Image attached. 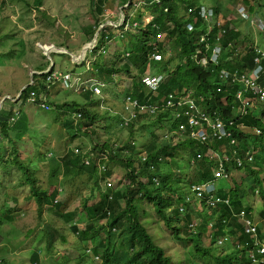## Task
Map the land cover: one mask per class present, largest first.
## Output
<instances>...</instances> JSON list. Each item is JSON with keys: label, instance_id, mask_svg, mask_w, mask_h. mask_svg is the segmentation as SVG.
<instances>
[{"label": "trees", "instance_id": "16d2710c", "mask_svg": "<svg viewBox=\"0 0 264 264\" xmlns=\"http://www.w3.org/2000/svg\"><path fill=\"white\" fill-rule=\"evenodd\" d=\"M212 1L219 27L214 25L208 33L206 21L199 16L197 0H159V4H155L156 10L145 22L143 13L146 10L139 8L133 13L134 0H130L128 7L123 9L126 28L123 25L117 29L102 26V19L97 18L84 28L85 42H90L98 32L96 44L90 50L93 56L100 52L104 54L105 44L109 41L108 30L113 29L112 39H122L124 35L133 38L131 45L126 44L112 54L108 64L105 58L101 61L94 58L86 73L79 76L88 82L85 87L92 85L89 80L93 78L103 82L121 72L130 79V87L119 94L121 110L100 100L104 96L102 86L99 87L100 98L92 99L89 108L88 99L93 94L89 88V92L82 93L83 104L72 100L55 106L68 115L75 114V127L74 122L66 127L69 137L60 143L64 145L68 141V145L62 146L61 152L49 149L40 152L44 159L39 160V155L38 165L47 167L41 168L44 178L41 181L30 163L33 158L20 162L15 147V143L28 132L24 126L26 112L21 107L14 114L10 110L0 111V115L6 117V120L0 119V136L8 143H0L3 172H0V190H4L2 180L10 173L3 167H17L22 172L19 185L29 187L27 198L34 199L38 218L44 209L67 223L76 236L74 244L80 247L77 249L83 252L82 255L91 252L92 256H99L100 264H171L170 255L164 254L156 243L150 225L161 231L168 230L173 240L185 243L184 252L177 250L185 255L183 264H264V250L261 253L254 251L255 237L252 236L261 241L264 238V185L258 177L264 172V113L261 112L264 102L258 101L250 92L243 93V90L240 92L242 97L236 98L241 86L236 77H228L226 81L220 77L222 71L241 74L255 65L264 68V46L250 36V32L245 34L238 29L237 19L244 22L246 28L251 24L236 16V10L241 6L247 15L257 13L264 19V0H238V4L232 5L234 13L222 11L220 2ZM96 2L94 11L101 12L102 0ZM126 2L121 0V4ZM24 4L28 6L27 2ZM41 6L42 0H33L34 11L39 12ZM191 7L194 12L187 14ZM230 13L235 17L229 19ZM187 23L193 27L192 31L186 29ZM157 33L158 38H155ZM200 34L206 37L208 48L198 42ZM256 34L264 32L257 30ZM216 39L220 47L217 64L201 66L196 59H209ZM54 65L50 73L43 74L49 77L47 84L67 91L61 76H54ZM73 65L85 66V63ZM149 68L152 73L163 77L155 90H145L141 82ZM41 89L29 85L18 99L25 102L30 91L34 90L38 95ZM188 94L189 99H193L209 116L220 120L224 136L214 138L207 130L204 144L189 137V115H184L181 106L175 105L180 97ZM168 101L174 105H168ZM28 104L40 105L37 99ZM142 105H150V113L134 115ZM256 108L261 114L255 115ZM8 120L14 122L10 124ZM100 125L104 133L110 130L125 132L126 141L106 137L99 140V134L95 141L93 137ZM146 131L148 140L136 145L135 136L142 139ZM209 149L221 155L219 161L202 157L194 165L190 164L198 153L202 156ZM117 170L124 173V184L120 181L111 183V175ZM218 170L224 177L214 179L213 173ZM248 179L251 180L249 185L246 184ZM207 181L216 186L213 195L225 200L209 201V205L208 201L202 200L198 205L197 199L190 197L193 185L200 186ZM218 181L225 183L218 184ZM82 190L88 193L85 198ZM72 192H75L74 196ZM6 195V192L2 195L0 203V226L15 220L16 211L12 214L8 202H5ZM255 197L260 205L253 202ZM77 198L79 206L69 211L68 203ZM144 204H148L149 211ZM241 213H244V220L237 216ZM257 215L260 219L258 226L254 224ZM245 221L255 225L253 234L244 233ZM78 223L85 225L80 229ZM208 232L210 236L206 235ZM54 236L55 230L47 231L46 254L65 245L52 242ZM200 237H210L213 246H199ZM93 240L97 241L96 244ZM217 241H221L220 245L215 246ZM259 247H264V243ZM39 251L32 252L31 264H38ZM76 263L83 264L81 261ZM0 264L4 262L0 260Z\"/></svg>", "mask_w": 264, "mask_h": 264}, {"label": "rangeland", "instance_id": "374dc122", "mask_svg": "<svg viewBox=\"0 0 264 264\" xmlns=\"http://www.w3.org/2000/svg\"><path fill=\"white\" fill-rule=\"evenodd\" d=\"M24 2H27L28 6ZM32 2L33 0H0V111L10 110L14 114L21 107L26 112L25 116L27 118L24 126L28 129L27 135L15 143L16 146H14L17 148L20 162H26L28 157L33 158L30 163L33 166V170L37 171L36 177L41 181L44 179L41 168L46 169L47 167L46 165H38V157L41 156L39 160L44 159L40 152L48 149L52 152H61L62 146L68 145V141H65L64 145L60 143L69 137L66 127L73 122V127H75V114L68 115L65 111H55V106L72 100H76L81 104L84 103L83 96L78 95L75 89L66 91L59 86L48 85L49 77L44 75L50 73L51 67L55 64L54 70L57 69L59 72L69 73L74 77L81 76L86 73L85 66L73 65L71 55H74V64H79L83 60L90 64L94 58L99 61L105 58V63L108 64L112 54L120 51L122 46L126 44L131 45L133 38L124 35L122 39L118 37L112 39L114 37L113 29L108 30L109 41L105 44L104 54L100 52L97 56H93L90 51H86L85 56L82 57L80 55L81 49L84 46H87L88 49L93 48V38L97 35L96 32L90 43L85 42L87 37L84 36V28L92 24L95 18L102 19L104 26H111L113 25L112 23L118 25L117 20L121 16L124 17V12H121L120 9L123 8L125 10L130 0H127L125 4H121V0H102L101 12L94 11L96 0H42L39 12L33 10ZM197 2L199 4H205L204 2H206L205 5L213 3L212 0H197ZM133 3V13L138 12L139 8L146 10V13H143V22L150 18L158 5L157 3L151 4L153 3L152 0H134ZM218 3L222 11L228 10L234 13L235 8L232 5L239 2L238 0H218ZM236 16L238 18V15ZM234 17L235 14L232 13L228 16L229 19ZM230 23L232 22L230 21ZM237 23L239 24L238 29L242 33L250 32V36H254L255 40L261 46H264V34H256L257 27L246 28L245 23L240 22L238 19ZM250 30L253 31L251 32ZM52 49H55V51L52 52ZM45 51L49 52L46 53ZM53 55L57 57H53ZM50 65L52 66L50 67ZM148 72L151 73L152 68H149ZM119 74L115 77L104 79L103 83L105 86L101 90L105 97L104 103L112 108L119 109L120 107L121 110L122 103H120L119 94L129 85V78L122 72ZM29 84L42 88L40 91V96L43 98L41 106L46 103L47 109L28 104L31 99L30 95L25 97V102L17 100L18 93L25 90ZM92 99L98 98L90 94L88 108ZM93 107L94 105L91 108ZM258 113L259 110L256 108L255 115H258ZM0 119L6 120V117L1 114ZM100 121L102 120L100 119ZM13 122L9 121L10 124ZM110 133H114V135H109ZM98 134L99 140L106 137L111 140L126 141L125 132L110 130L109 133H104L101 125L97 129V135L93 137L95 141H97ZM56 138L60 140L58 141ZM147 140V131L144 132L142 139L138 138L137 135L135 136L136 145ZM1 142L8 144L7 139L0 136ZM6 146L9 147V145ZM49 156L48 152L47 158ZM3 169L5 172L9 170L10 173L2 180L4 190H0V203L3 200L2 195L6 192L8 197L5 202H8V207L12 210V214L16 211L14 222L0 226V260L4 264H31L30 256L36 250H41L39 251L38 264H78L76 263L77 261H81L83 264H100L99 256L94 257L91 252L82 255L83 252L77 249L79 246L74 244L76 236L71 233L67 223H64L51 212L44 209L41 218H38L37 205L34 199L27 198L30 195L29 187L27 185H19L22 179V172L17 167H3ZM0 172H2L1 166ZM111 176L113 179L111 183H116L117 181L125 183L122 171H114ZM237 177L235 176V178ZM261 178H264V176L262 175ZM223 183L225 182L218 181V184ZM246 184H251V180L248 179ZM87 194V192L82 190L83 198ZM71 195L74 196L75 192H72ZM190 197L192 198L193 195L190 194ZM253 202L260 205L256 197ZM78 204L79 198L71 203L69 202L68 210L70 211L79 206ZM88 204H91V202ZM146 205L148 204H144L143 207L149 211V206ZM258 221L260 219L257 215V219L254 222L257 226L259 224ZM84 225L85 223H78V228L82 229ZM150 226L153 227L152 232L156 243L160 245L164 254L170 255L171 264H183L185 243L173 240V236L168 230L161 231L157 226ZM51 230H55L52 242L55 241L57 244L63 243L65 245L62 249H53L52 253L46 254L44 249L46 234L47 231ZM117 232L119 230L114 233ZM262 232H264V229ZM207 234L210 236L209 232ZM181 237L185 240L184 235H181ZM262 240L264 241V238ZM96 242V240H93V243L96 244ZM198 243L201 247L213 246V241L210 240V237L205 239L200 237ZM226 243H228V239H226ZM217 245L219 244L216 243L215 246ZM179 249L183 250L182 254L177 251Z\"/></svg>", "mask_w": 264, "mask_h": 264}, {"label": "clouds", "instance_id": "9594fccd", "mask_svg": "<svg viewBox=\"0 0 264 264\" xmlns=\"http://www.w3.org/2000/svg\"><path fill=\"white\" fill-rule=\"evenodd\" d=\"M152 2L153 3H157V4H159V0H152ZM200 6L198 7V13H199V16H200V18H203L205 21H206V23H207V27H208V31H207V33L210 31V29L211 28H213V26L215 25L216 27H219V21H218V16L215 14V12H214V10L212 9V4H210V5H205V4H199ZM120 11L121 12H123V8H121L120 9ZM192 12H194V8H188L187 9V14H191ZM243 12H245L243 9H242V7L240 6L237 10H236V13H237V15H238V18H240L241 17V14L243 13ZM254 15H258L257 13H253L252 15H250V16H254ZM259 16V15H258ZM243 18V17H242ZM262 18V17H261ZM263 19V18H262ZM244 20L247 22V23H250L249 22V20H247V19H245L244 18ZM264 20V19H263ZM104 23V22H103ZM109 23H112V22H109ZM117 23H118V25L117 24H115V23H112L113 25H111L113 28L115 27L116 29L117 28H120V27H122V25H123V23H124V17H122L121 16V18H119L118 20H117ZM135 24V23H134ZM134 24H133V26H134ZM251 24V23H250ZM117 25V26H116ZM102 26H104V24L102 25ZM101 26V27H102ZM125 28L127 27V24H126V22H125V24L123 25ZM101 27H99L98 28V30L97 31H99L100 30V28ZM185 27H186V29L188 30V31H192L193 30V27L191 26V24L190 23H187L186 25H185ZM250 27H252V28H254V27H257V26H255V25H253V24H251L250 25ZM258 30L259 31H263L264 32V30H261V29H259L258 28ZM97 34H98V32H97ZM158 33H157V35H155V38L157 37L158 38ZM96 37H97V35H96ZM96 37H94L93 39V41L94 42H92L93 43V48H94V46H95V44H96ZM92 40V39H91ZM205 40H206V37L203 35V34H200V35H198V42L199 43H204L205 44V47L206 48H208V44L207 43H205ZM218 39H216V41H215V44L211 47V54H210V57H209V59H206L205 57H199L198 59H196V61H197V63L198 64H200L201 66H203V67H205L206 65H208V64H217V59H218V55H219V49H220V47H219V43H218ZM90 43V42H89ZM86 44H88V43H86ZM92 45V44H91ZM93 48H90V49H88L87 48V46H84L82 49H81V53H80V55L82 56V57H84L85 56V52L86 51H90V50H92ZM52 52L53 51H55V49H52L51 50ZM64 53H66L64 50H62ZM46 53H48L49 51H45ZM67 54V53H66ZM71 58H72V60L74 61L75 59H74V55H71ZM87 58V57H86ZM86 58H84V59H86ZM73 61H72V64H74L73 63ZM257 61V60H256ZM82 62H84L85 63V66H86V68L85 69H87V67H88V65L89 64H87L84 60L83 61H80L79 63H82ZM123 63H126V61L125 60H123ZM120 64H122L121 62H120ZM52 65H50V67H51ZM52 68V67H51ZM87 71V70H86ZM56 72H57V76L58 75H60L61 76V78L63 79V84L65 85V89H67V90H71V89H75V91H76V93L78 94V95H82V93H84V91H88L89 92V90H88V88L90 89V91H92L93 92V94L92 95H94L95 97H97L98 99L100 98V96H99V87L100 86H102V87H104L105 85H104V83L103 82H101V81H99L97 78H93V79H91V80H89V81H91V82H89V83H92V85H90V86H88V87H85L86 86V84L88 83L86 80L85 81H83L79 76H71V74H69V73H62V72H59L57 69H56ZM254 72H257V77H256V79L254 80V84L257 86V88H262L263 86H264V79H263V82H262V84H259V80H261V78L262 77H264V68L262 67V66H260V65H255L254 66V68L253 69H251V70H249V71H245V72H242L241 74H237V73H227L226 71H222L221 72V75H220V77H221V80H223V81H226V79L228 78V77H236V81H238L240 84H241V86H240V90L237 92V95H236V98H238V99H240L242 96V94L240 93L242 90H243V93L244 92H250V93H252L253 95H255L256 97H257V99H258V101H263L264 102V99H261V98H259V93H257L256 91H254L253 90V88H250L248 85H246V80H248V79H250V77L251 76H253V74H254ZM65 75H68L69 77H67V78H65ZM117 75H120V74H116V75H114L113 77H115V76H117ZM70 77H71V81H70ZM162 79H163V77L161 76V75H157V74H154V73H150V72H148V70L145 72V74L142 76V78H141V82L143 83V85H144V89L145 90H147V89H151V90H155V89H157V86L159 85V83L162 81ZM129 80V85L126 87V88H129L130 87V79H128ZM151 80H154V81H156V86L155 87H152L150 84H148L147 83V81H151ZM70 81V82H69ZM30 85V84H29ZM29 85H27V86H29ZM23 91V90H22ZM22 91H20L19 93H18V96H17V100H19L18 98H19V96H20V94H21V92ZM41 94V93H40ZM40 94H38L37 95V93L33 90V91H30V93H29V95L31 96V99H30V101L29 102H31L32 100H36L37 99V101H39V103H40V105H35V106H41V104L43 103V98H41V96H40ZM182 96V95H181ZM189 94L188 95H185L184 96V98L183 97H180L179 99H178V101H177V103L175 104V105H178V106H181V109H182V111H183V114H184V112L186 111V110H188L187 108V103L189 102V101H191L192 103H193V105H194V107H195V109L198 111V112H203L208 118H210V119H212V120H214V119H218V118H216V117H212V116H209L202 108H200V107H198L196 104H195V101L193 100V99H189ZM100 100H104V96H103V98H101ZM28 102V103H29ZM169 102V101H168ZM168 102H167V104H168ZM243 103V102H242ZM244 104V103H243ZM168 105H174V104H172L171 102H170V104H168ZM47 104L46 103H44L43 104V106H41V108L42 109H47ZM133 107H136V106H133ZM141 107H143V109H145V111H142L143 109H141ZM55 111H61L60 110V107L59 108H56L55 107V109H54ZM235 111V110H234ZM236 112V111H235ZM261 112H263L264 113V109H263V111H261ZM261 112H259L260 114H261ZM139 113V115H144V114H148V113H150V105L148 106V105H142V106H140L139 107V109H137V111L136 112H134L133 114L134 115H137ZM191 114H193L194 115V112H192L191 111ZM185 115V114H184ZM75 116V115H74ZM187 116V115H186ZM188 120H189V117H188ZM219 120V119H218ZM220 121V120H219ZM188 124H189V122H188ZM189 126L191 127V131H193V132H189V137L192 139V140H194V141H197L199 144H204L206 141H207V130H209L211 133H212V135H213V137L215 138L218 134L217 133H214L213 134V131L209 128V127H206V126H195V127H193L192 125H190L189 124ZM223 126V125H222ZM201 130H203V131H205L204 132V137H205V139L204 140H201L200 139V136H201V134H199L200 132H201ZM257 132V134H259V131H256ZM199 134V135H198ZM225 135V134H224ZM224 135H222V136H224ZM202 157H207V158H217V160L219 161L220 160V158H221V155L218 153V152H216V151H210V149L209 150H207L206 151V153H204V154H202V156H201V153H198L197 155H196V158L195 159H192L191 161H190V164L191 165H194L195 164V161L196 160H200V159H202ZM248 159H249V157H248ZM202 171V170H201ZM191 172H193V171H191ZM264 176V172L263 173H261L258 177L260 178V179H262V182H263V185H264V178H261V176ZM213 177H214V179H220V178H223L224 177V174L222 173V172H220L219 170L217 171V172H214L213 173ZM216 190V186L213 184V183H211V182H209V181H207V182H205V183H203V184H201L200 186H196V185H193L192 187H191V189H190V193L191 194H193V196L197 199V204L199 205L200 204V202L203 200L204 202H207L208 201V205H209V201H221V200H225V199H220V198H217V197H215L214 195H213V192ZM239 218H241L242 220H244V218H245V216H244V213H241V214H239V215H237ZM250 226V228H253L254 230H256V227H255V225H252V224H250L248 221H245V223H244V233L245 234H247V235H251V234H253V232H247L246 231V227L247 226ZM253 237H255V239H254V251H258L259 253H261V252H263V248L264 247H259V245H261L262 243H264V241L262 240H259V238L257 237V236H255V235H252ZM257 237V238H256ZM209 238V237H208ZM219 242H221V241H219ZM217 243H218V241H217ZM257 243V244H256ZM219 245H220V243H218Z\"/></svg>", "mask_w": 264, "mask_h": 264}, {"label": "built area", "instance_id": "2783aa9c", "mask_svg": "<svg viewBox=\"0 0 264 264\" xmlns=\"http://www.w3.org/2000/svg\"><path fill=\"white\" fill-rule=\"evenodd\" d=\"M241 17L249 20V22L255 26H257V28L261 29V30H264V20L258 16V15H254V16H250V15H247L245 12H243L241 14ZM257 60V59H256ZM54 76L56 77L57 76V72L55 71L54 72ZM257 72H254L253 76L250 77V79L246 80V85H248L250 88H253L254 91H256L257 93H259V98L261 99H264V86L262 88H257V86L254 84V80L256 79L257 77ZM69 77L68 75H65V78ZM148 84H150L152 87H155L156 86V81L154 80H151V81H147ZM168 104H170V102H168ZM133 106H135L136 104L135 103H132ZM187 109L184 114L185 115H189V124L192 125L193 127L195 126H206V127H209L212 131H213V134L214 133H217L219 136H222L224 135V129H223V126L221 124V122L218 120V119H210L208 118L203 112H198L193 103L191 101H189L187 103ZM141 109H143V107H141ZM142 111H145V109H143ZM191 111L194 112V115L191 114ZM193 132V131H191ZM204 132L203 130H201V132L199 134H201L200 136V139L201 140H204L205 137H204ZM198 134V135H199ZM246 231L247 232H253L254 229L253 228H250V226L248 225L246 227ZM218 243H220L218 241Z\"/></svg>", "mask_w": 264, "mask_h": 264}, {"label": "bare ground", "instance_id": "6f19581e", "mask_svg": "<svg viewBox=\"0 0 264 264\" xmlns=\"http://www.w3.org/2000/svg\"><path fill=\"white\" fill-rule=\"evenodd\" d=\"M92 51V50H91Z\"/></svg>", "mask_w": 264, "mask_h": 264}]
</instances>
